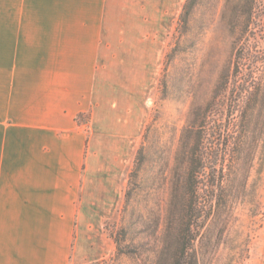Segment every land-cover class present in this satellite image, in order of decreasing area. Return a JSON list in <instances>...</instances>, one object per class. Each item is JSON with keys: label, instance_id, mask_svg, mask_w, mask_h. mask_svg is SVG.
Segmentation results:
<instances>
[{"label": "crops", "instance_id": "1", "mask_svg": "<svg viewBox=\"0 0 264 264\" xmlns=\"http://www.w3.org/2000/svg\"><path fill=\"white\" fill-rule=\"evenodd\" d=\"M180 7L0 0V264H96L111 252L104 223Z\"/></svg>", "mask_w": 264, "mask_h": 264}, {"label": "rangeland", "instance_id": "2", "mask_svg": "<svg viewBox=\"0 0 264 264\" xmlns=\"http://www.w3.org/2000/svg\"><path fill=\"white\" fill-rule=\"evenodd\" d=\"M184 2L181 0L172 30L165 38L163 57L159 59L157 68L150 70L148 103L131 163L126 168L121 201L115 216L104 223V232L112 241V250L96 264H102V261L103 264H135L125 258L119 263L112 262L114 236L125 228L131 229L129 237L139 239L141 226L152 227L157 219L165 217L172 209L176 155L181 146L182 132L194 114L204 111L213 97L222 96L219 92L222 90L216 87L220 77L231 66L235 34L228 25V19L234 11L233 1L199 0L178 35L175 29ZM43 12L42 5L37 13ZM168 54L169 59L166 58ZM76 120L86 125L88 116L82 115ZM140 147L144 148L143 157L136 177L129 181ZM249 165L246 191L234 200L230 212L223 215L225 224L215 226L210 220L206 224L205 229L214 231V237L211 244L201 248V264H257L262 258L264 131L254 146ZM128 188L131 195L126 205ZM202 242L204 244L205 241Z\"/></svg>", "mask_w": 264, "mask_h": 264}, {"label": "trees", "instance_id": "3", "mask_svg": "<svg viewBox=\"0 0 264 264\" xmlns=\"http://www.w3.org/2000/svg\"><path fill=\"white\" fill-rule=\"evenodd\" d=\"M231 1V66L216 87L222 96L194 114L182 132L172 209L152 227L141 226L139 239L129 237L131 229H121L113 238L112 262L125 258L135 264H201V248L214 237V231L205 229L207 222L225 224L223 215L246 191L251 156L264 131V0ZM198 3L185 0L175 29L178 35ZM143 150L137 151L129 181L137 175ZM130 195L128 188L126 205Z\"/></svg>", "mask_w": 264, "mask_h": 264}]
</instances>
